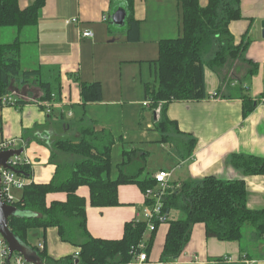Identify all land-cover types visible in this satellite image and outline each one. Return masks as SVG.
Segmentation results:
<instances>
[{
  "label": "crops",
  "instance_id": "crops-1",
  "mask_svg": "<svg viewBox=\"0 0 264 264\" xmlns=\"http://www.w3.org/2000/svg\"><path fill=\"white\" fill-rule=\"evenodd\" d=\"M32 1L18 0V7L24 9ZM178 1L133 0V17L139 21L137 41H129L123 25H114L109 19L114 9L122 7L119 0H45L35 25L19 30L0 28V44L19 41L21 69L38 70L40 79L52 87L54 99L50 100L49 112L41 104L46 100L41 99L40 87L34 83L20 86L13 81L7 95L16 105H0V145L15 140V149L23 146L21 157L31 161L30 180L48 183L55 174L54 162L61 161H50L54 140L76 141L82 127L94 125L109 130L116 138L111 148L112 179L119 172L122 148H139L149 153L146 163L152 155H158V167L148 168L147 163L151 175L169 171L170 182L176 183L208 175L243 179L247 207H264V174L245 176L228 161L233 153L264 157V103L259 102L264 97V0H239L241 18L229 24L234 43L247 42L241 59L216 66L208 63L213 54L204 59L205 90L217 96L168 104L166 116L177 121L179 139L195 140L188 158L182 149H169L166 143H160L161 135L154 128L159 115L155 117L154 108L142 105L146 100L144 86L157 83L159 41L182 34ZM198 1L203 6L207 3ZM72 17H77L78 23L67 25L65 19ZM87 29L92 37L81 36V31ZM246 59L258 66L252 77H248L250 64ZM91 83L99 84L101 97L85 102L81 86ZM246 87L257 104L244 119L239 94L240 88ZM117 192L120 205L95 207L88 203V188L78 187L76 193L87 202L90 236L119 240L124 224L135 220L144 202L143 192L135 183L120 184ZM66 197L64 192H49L46 204L63 202ZM168 227L169 223L164 222L153 234L145 233V238L151 239L146 262L159 263ZM39 231L40 235L35 232L34 240L29 237L28 241L35 246L45 245L49 256L58 259L78 251L61 240L56 227ZM190 233L179 255L165 264H264V239L259 242L255 231L250 232L248 242L244 237L241 241L206 237L202 223L193 224Z\"/></svg>",
  "mask_w": 264,
  "mask_h": 264
},
{
  "label": "trees",
  "instance_id": "trees-1",
  "mask_svg": "<svg viewBox=\"0 0 264 264\" xmlns=\"http://www.w3.org/2000/svg\"><path fill=\"white\" fill-rule=\"evenodd\" d=\"M119 1L126 12L123 29L127 39L137 41L139 21L133 17V0ZM44 2L33 0L28 7L20 9L18 0H0V28L13 27L19 30L35 25ZM178 2L182 34L159 41L157 83L146 84L144 91L149 106L155 109L161 105L154 126L161 135L160 143L182 149L188 158L195 140L179 139L177 135L181 131L177 121L166 116L168 104L210 97L205 90V56L213 54L208 62L211 66L224 65L227 61L241 59L247 42L242 40L235 44L232 32H229L230 22L241 18L239 0H207L205 6L199 4L198 0ZM112 7L113 10V4ZM18 45V40L0 44V105L13 81L20 86L37 84L43 94L41 99L53 100L51 84L40 79L38 70L21 69ZM247 62L250 64L247 74L252 77L258 66L251 60ZM240 89L241 116L245 119L257 103L247 87ZM81 93L85 102L98 101L101 97L98 83L83 84ZM78 136L76 141L61 138L52 143L50 161H55L57 151L70 154V158L54 162L57 165L56 172L48 183L30 180L32 173L28 164L14 167L28 182L21 190L19 200L13 203L19 213L8 218L9 228L20 243L38 252L40 264H128L142 251L139 247L141 242L145 243L146 253L150 251L151 239L145 238L144 234L146 222H126L119 240L92 237L86 225V198L76 192L79 186H86L88 203L95 207L120 205L117 192L120 184L135 183L145 193L148 188L157 185L153 175L145 172L149 153L139 148L123 147L118 175L112 179L110 160L111 148L116 142L114 135L107 129H96L90 125L82 127ZM228 161L245 176L264 174L263 156L233 153ZM49 192H64L66 200L51 201L47 205L46 196ZM246 198L247 189L243 179L224 180L208 175L201 180L170 182L163 197V212L168 215L169 227L160 261L156 264H165L166 260L179 255L195 223L204 225L206 237L219 241H241L245 224L255 231L257 238L264 239V207L248 208ZM51 226L57 228L62 241H68L78 248L76 257L73 253L56 259L48 255L45 245L41 249L29 243V230L38 228L45 231Z\"/></svg>",
  "mask_w": 264,
  "mask_h": 264
},
{
  "label": "built area",
  "instance_id": "built-area-1",
  "mask_svg": "<svg viewBox=\"0 0 264 264\" xmlns=\"http://www.w3.org/2000/svg\"><path fill=\"white\" fill-rule=\"evenodd\" d=\"M77 17H72L65 19V23L67 25L78 23ZM81 36L83 37H92V33L90 30H83L81 31ZM211 97H216V94L211 95ZM50 100H46L41 102V104L46 108V111L49 112L50 109ZM259 102L264 103V97H260ZM149 100L146 99L142 102L143 106L149 105ZM1 104H7L15 106V100L6 95L3 97ZM161 105L155 108L156 117H158L160 112ZM17 141L15 140H7L4 141L0 145V151L5 150L8 148H14L17 146ZM8 164L10 168H2L0 167V194L2 195L3 201L8 204H12L19 199H16V195H14L15 190H22L23 187L27 184L28 180L25 176H23L21 173H17L14 170V167L18 166L19 164H31V161L27 157H21L19 156H12L8 160ZM170 175L171 172L169 171H158L153 174V177L156 180L157 185L153 188H148L144 195V202L141 208H139L136 212L135 220H144L146 222V231L145 233H152L156 230V228L168 221V215L167 213L163 212V197L165 195V190L168 188L170 183ZM144 233V234H145ZM39 248H43V244L38 245ZM140 251L137 253L136 258L134 261L128 263V264H145L147 261V253L145 251V243L141 242L139 244ZM78 255V251L75 252L74 257ZM9 259L11 261L9 262ZM0 264H34L32 262H28L24 259L23 255H20L18 253H13L10 257V252L8 250V245L4 238L0 235ZM68 264V263H67Z\"/></svg>",
  "mask_w": 264,
  "mask_h": 264
},
{
  "label": "water",
  "instance_id": "water-1",
  "mask_svg": "<svg viewBox=\"0 0 264 264\" xmlns=\"http://www.w3.org/2000/svg\"><path fill=\"white\" fill-rule=\"evenodd\" d=\"M125 15L126 12L124 8L118 7L115 9L113 13L109 15V19L112 24L123 25L125 24ZM262 36L264 37V21L262 22ZM156 117V113H155ZM23 151V146L18 149L8 148L0 151V167L2 168H10L8 164V160L12 156H19ZM1 186V181H0ZM19 213L18 209L12 204L5 203L2 199V195L0 194V235L5 239L8 250L10 252V257L12 254L18 253L23 255L24 259L28 262H32L34 264H40V256L38 252L31 251L25 244L20 243L17 238H15L13 232L9 228L8 218L12 215H17Z\"/></svg>",
  "mask_w": 264,
  "mask_h": 264
},
{
  "label": "rangeland",
  "instance_id": "rangeland-1",
  "mask_svg": "<svg viewBox=\"0 0 264 264\" xmlns=\"http://www.w3.org/2000/svg\"><path fill=\"white\" fill-rule=\"evenodd\" d=\"M1 28H3V27H1ZM210 55H212V53ZM210 55H207L205 57H210ZM167 147L169 149H175V146L174 145H173L174 148H172L171 146H169V144H167ZM56 154H57V156H56L57 160H59L61 162L62 161H65L68 158H70V154H68L66 152H63V151H62V153L60 151H57ZM158 161H159L158 155L157 154L156 155H152L148 159V162H147L148 163V168H156V167H158L159 166V163H160ZM145 172H148L147 165H146ZM13 192H14V195H16V199H18L20 197L21 190L20 191L19 190H15ZM35 232L39 233V235L42 233V232L39 231L38 228L32 229L31 232H28L30 234H27L28 240H29V237H31V239L34 240V234H35ZM243 232H244L245 242L250 241V239H251L250 232H252V231H251V229H250V227H249L248 224H245L243 226ZM261 239H263V238H259V242H260Z\"/></svg>",
  "mask_w": 264,
  "mask_h": 264
},
{
  "label": "bare ground",
  "instance_id": "bare-ground-1",
  "mask_svg": "<svg viewBox=\"0 0 264 264\" xmlns=\"http://www.w3.org/2000/svg\"><path fill=\"white\" fill-rule=\"evenodd\" d=\"M21 155V154H20Z\"/></svg>",
  "mask_w": 264,
  "mask_h": 264
}]
</instances>
